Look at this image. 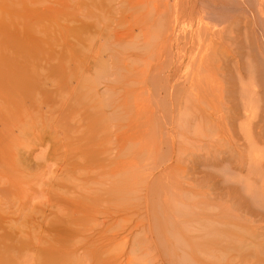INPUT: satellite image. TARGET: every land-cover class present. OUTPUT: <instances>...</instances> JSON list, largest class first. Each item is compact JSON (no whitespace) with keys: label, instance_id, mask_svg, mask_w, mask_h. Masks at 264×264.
<instances>
[{"label":"rangeland","instance_id":"obj_1","mask_svg":"<svg viewBox=\"0 0 264 264\" xmlns=\"http://www.w3.org/2000/svg\"><path fill=\"white\" fill-rule=\"evenodd\" d=\"M36 1L0 0V101L10 109L0 106L6 114L0 111L5 127L1 121L0 129L1 134L15 129L11 151L22 161L15 163L17 169L0 166V264H127V258L129 264H180L188 241L198 244L193 243L198 256L202 249L207 260L217 263L218 251L206 249L213 241L202 246L203 238H191L186 231L187 226L203 233L215 228L216 223L201 224L202 214H216L222 203L218 169L205 164L206 140L219 145L220 127L216 113L208 120V108L192 96L189 45L177 36L157 33L156 38L152 33L157 30L148 29L152 38L148 37L140 28L159 22L161 16L122 7V0H78L74 24L62 20L63 29L36 26L46 9L38 3L42 0ZM16 9L30 11L11 18ZM27 25L32 27L23 28ZM177 27L179 33L184 31ZM117 34L122 38L115 42ZM209 45V54L227 47ZM85 104L88 109H82ZM84 111L92 118L93 134L99 133L97 146L85 153L80 142H71L81 131H66L78 125ZM85 163H107L105 181L113 184L110 196L102 193V200L94 201L89 193L86 200L81 199L85 195L79 198L80 182L92 188L104 168L99 174L87 173L81 169ZM3 173L16 178L11 189ZM71 187L81 201L71 200Z\"/></svg>","mask_w":264,"mask_h":264},{"label":"bare ground","instance_id":"obj_2","mask_svg":"<svg viewBox=\"0 0 264 264\" xmlns=\"http://www.w3.org/2000/svg\"><path fill=\"white\" fill-rule=\"evenodd\" d=\"M45 1L47 2L44 4ZM60 1L61 0H49V2L48 0H42L41 2H38V0L36 1V3L38 2L40 5H42V7H46V9H43V11L45 12V16L43 15V18H39L38 16V19L35 20L36 26L43 24H54L57 25L56 27H58V25H60L61 27L63 26L61 23L62 20L68 24L73 22L75 15L74 9L77 6L76 2L78 0H66L65 2L64 0L61 2ZM110 2L112 1L110 0ZM182 2L183 3L181 4L179 3V0H122L119 4L120 6L122 4V7L128 9H136V11L142 9L143 12L152 11L158 13L161 16V18L159 17V22H155L154 24H150L152 23V21L149 24L144 23L143 27L139 28L141 30L142 28H144L146 30H144L145 32H148V29H151V33L154 30H157L154 31V34L152 33L153 36L156 34V38L157 36L160 37V35H158L157 33L170 36V38L177 36L179 41H181L185 45H189V85L190 88H192V96L197 100L201 99L206 106L205 108H208V114H206L208 115V120L209 118L212 119L214 115L213 113H216V125L220 127V133L218 134L217 139L220 140V142L218 145V143H215L216 141L210 139L206 140L205 164L210 167H216L218 169L217 194L220 202L222 203L219 206L218 212L216 210V214L214 215L211 214L209 216V214L206 215L202 212L203 214H201L203 215V217H205L202 218L201 224L203 226H206L208 224L216 223L217 226L215 228H217L218 230L213 228L211 230L204 231L205 233H203L202 229L197 230L195 228H192V226H190L191 228H188L187 226L186 231L188 230V236H190L191 238H203L202 241L199 242L202 246H206L208 242L213 241V243L206 246V249L210 247V252L218 251L217 253L220 254L219 260L217 259L218 264H264V0H184ZM33 3L31 5H33ZM35 5L36 4H34V6ZM40 5L38 6L40 7ZM84 7L87 6H82V9ZM77 9L79 8L77 7L75 10L77 11ZM171 10H173V12L169 17H166L165 15ZM29 11L30 9L22 10V13L20 12V10L14 11V14L17 13V15L10 14V16L11 18L13 16V18H15V16L18 17V14L19 16H25L29 14ZM1 18L3 20L2 16ZM137 19L135 18V20ZM72 24L74 23H71L70 25ZM178 25H181L182 28H184V31L182 30L179 33L178 27L176 28V26ZM127 26H129V24ZM31 27L32 25H27L23 28L28 29ZM131 28H133V26ZM149 33L150 32H148V34ZM247 33H249V36L247 35ZM60 34L58 36H61ZM150 34L148 35V37L152 38ZM121 36L122 34H117L115 39L113 38V41L118 42L117 38L121 39ZM248 39H251L252 42L248 43ZM104 42L107 43V41ZM105 43H103L104 47L106 46ZM219 43L227 45L226 49L224 51L221 50L219 52L209 54V44H211V46H217ZM206 45L208 47H206ZM97 52L99 51L96 49L95 53ZM1 82V84H3V81ZM9 86H11V84ZM80 87L81 86H79V88ZM216 88L219 90H216ZM103 90H107V86H105ZM107 96L108 95H106V97ZM87 102L88 101H86L85 103ZM117 105L118 104H116V106ZM0 106H2L3 108L5 107L2 103L0 104ZM88 106L89 105L85 104L82 106V109H84L85 107L88 109ZM8 107H5V110H7ZM18 107L20 108V106ZM113 110H115V107L113 108ZM8 111H10L9 108ZM1 112L4 113L5 111ZM118 112L119 110L117 111V113ZM118 114L120 115V112ZM4 115L6 116L5 113ZM9 115L11 116L12 114L9 113ZM83 115L84 116H81V113L79 114L80 117L78 119V123L76 122V124L78 125L75 124V129L71 128L67 129L66 131H68L69 133H78L81 131V134L77 138H75V142L73 140V137H71V142L73 145L74 143L78 142L79 144L80 142L79 147L81 151L85 153L87 151H90L93 146L98 144L97 142L99 141V138H97V136L99 133L96 132L95 135L93 134L94 128L93 130L91 129L93 122L92 118H90L89 116V113L87 114V112L84 111ZM15 116L13 117V119L17 118ZM121 116L122 114L119 116L120 120L122 118ZM202 116H204V114ZM114 117H117V115ZM8 121L9 120H7V123H5L8 124L11 120L9 122ZM213 121H215V119ZM82 122H84V124ZM1 125L3 126V121L1 122ZM10 125L14 126L11 123L8 124V126ZM20 126L22 125H17V127ZM6 130L4 129V133L2 132L1 134L2 130L0 129V146H2L1 150H3L2 152H0V156L2 155L0 158V166H3L4 168H8L9 166V168H11L10 166L14 167L16 166V164L21 165L22 161L19 160V153L15 154L11 151L12 144H14L13 142H16L15 139L17 138L16 135H13V131L15 129H11V131L8 130L10 132ZM104 132H106V130L103 131V133ZM116 134L118 133L116 132ZM120 134L122 135V133ZM41 140L44 141V139ZM123 140H125V138L119 140V142L121 141L120 144ZM215 144L218 146L215 147ZM122 150L124 151V149ZM121 151H119V154L121 153ZM212 155V162L214 164L210 163V157ZM116 156H118V154ZM118 160H120V158ZM85 164L82 165L81 169L85 170L87 173L95 171L97 174H99L98 170L101 167L104 168L102 169V172H100L98 179L94 177V179L96 178V180H94L96 185L94 183L92 184L93 189L88 185V181V183L86 182L87 184L83 185V187L81 186L82 184L80 182L79 191L81 193H79V195H81L80 197L78 195V197L81 198L82 195H85L81 199L86 200V198H88V194L93 193L92 198L94 201L97 198H100L102 200L101 196L103 195L101 194L104 193L108 196V194L111 193L110 189H113V184L111 185L109 184V182L107 184L105 181V177L108 173L109 167H106L107 163L105 164L106 166L104 164L98 165L95 163H92V166L90 164ZM121 164H117L118 167ZM27 167L29 168V166ZM86 167H88L89 169ZM105 167L107 168V170H105ZM113 175L114 173H112V176ZM0 176H2L3 178V175ZM5 176H7V174ZM13 178L12 176L8 177L9 180L7 181L9 183L7 187H10L9 189H11L13 184L16 183V178H14L15 180H13ZM208 178L211 179L212 177ZM74 179L72 181H74ZM83 179L87 178L83 177ZM122 179L123 178H121V180ZM207 182L212 186L209 180H207ZM9 184H12V186H9ZM17 184L19 185V183ZM17 186L15 185V188ZM119 186H121V184ZM68 193L72 194L71 200H75V189L71 187ZM81 199H77V201H81ZM113 201H115V199ZM248 214H250L251 216L249 219L246 218ZM193 243L196 244L195 242ZM193 243L192 241H188V243L184 244V247L187 248L182 249L183 255L180 254L181 259H178L180 260L179 262H181L180 264H217L214 262L211 263L209 260H207L208 255L203 253L204 251L202 249L200 251L201 256H198L195 252L196 246L198 244H196L195 246ZM233 253L236 254L234 257L232 256ZM222 256H224L225 259L221 258ZM127 259V264H129V258ZM23 260L25 261V258Z\"/></svg>","mask_w":264,"mask_h":264}]
</instances>
